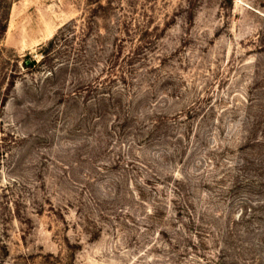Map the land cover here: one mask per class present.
Segmentation results:
<instances>
[{
	"label": "rangeland",
	"instance_id": "374dc122",
	"mask_svg": "<svg viewBox=\"0 0 264 264\" xmlns=\"http://www.w3.org/2000/svg\"><path fill=\"white\" fill-rule=\"evenodd\" d=\"M0 264H264V0H14Z\"/></svg>",
	"mask_w": 264,
	"mask_h": 264
},
{
	"label": "trees",
	"instance_id": "16d2710c",
	"mask_svg": "<svg viewBox=\"0 0 264 264\" xmlns=\"http://www.w3.org/2000/svg\"><path fill=\"white\" fill-rule=\"evenodd\" d=\"M14 0H0V33H4L7 28L8 10L12 6ZM3 13V15H2ZM32 64L35 63L34 60L31 61ZM26 65L29 62H25Z\"/></svg>",
	"mask_w": 264,
	"mask_h": 264
}]
</instances>
